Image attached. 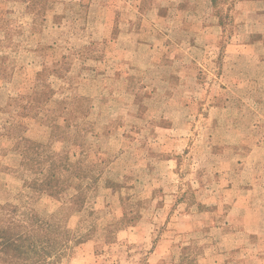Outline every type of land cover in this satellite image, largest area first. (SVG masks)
<instances>
[{
    "label": "rangeland",
    "instance_id": "rangeland-1",
    "mask_svg": "<svg viewBox=\"0 0 264 264\" xmlns=\"http://www.w3.org/2000/svg\"><path fill=\"white\" fill-rule=\"evenodd\" d=\"M242 1L0 0V229L64 225L47 264H264V17ZM22 139L85 178L37 194Z\"/></svg>",
    "mask_w": 264,
    "mask_h": 264
},
{
    "label": "trees",
    "instance_id": "trees-1",
    "mask_svg": "<svg viewBox=\"0 0 264 264\" xmlns=\"http://www.w3.org/2000/svg\"><path fill=\"white\" fill-rule=\"evenodd\" d=\"M21 144L25 146V150H21L19 146ZM26 147L34 156L30 160L33 167L36 168L34 174L41 176V179L27 184L37 194L60 200L62 195L68 191V188L72 187L70 184L72 178H85L79 176V173L74 169L73 163L69 160H59L51 156H46L52 161L51 167L43 171L42 165L46 161H43L41 157L40 149L42 145L22 139L18 142L19 154L22 158L27 157ZM83 195V191L76 193L70 200L71 203L76 207H80L83 202ZM17 211L18 208L11 203L2 207V212L7 214H15ZM71 242V233L64 225L58 226L54 231L48 230L42 233H34L33 229H28L24 233L5 232L4 229H0V256L5 255L12 264H15L20 259L25 260L26 264H29L33 257L39 259V264H47L50 257L54 255L62 256L65 250L69 248Z\"/></svg>",
    "mask_w": 264,
    "mask_h": 264
},
{
    "label": "crops",
    "instance_id": "crops-1",
    "mask_svg": "<svg viewBox=\"0 0 264 264\" xmlns=\"http://www.w3.org/2000/svg\"><path fill=\"white\" fill-rule=\"evenodd\" d=\"M168 1L170 2L169 3L170 6L172 7L171 9H174L176 11H183V10L189 11L192 9V7H191V6H193L192 4H195L193 9L197 10L198 5H196V4H200V0H168ZM257 6H260V8L258 9L259 11H256L255 13L259 12L261 17H264V0H243L235 8L236 9L235 13L239 12V15H240V13L244 14V17H245L244 21L246 20V26H247L249 24V21H251L253 15H254L253 7L257 8ZM249 15H251V17ZM262 21H263V19H262ZM263 25H264V22H263ZM262 35L264 36L263 33H262ZM262 47L264 50V43L262 44Z\"/></svg>",
    "mask_w": 264,
    "mask_h": 264
}]
</instances>
